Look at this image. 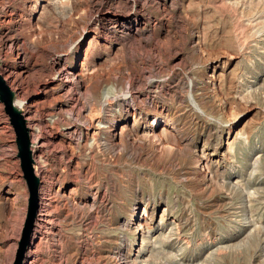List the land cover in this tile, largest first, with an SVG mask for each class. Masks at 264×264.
Masks as SVG:
<instances>
[{
	"label": "rangeland",
	"instance_id": "rangeland-1",
	"mask_svg": "<svg viewBox=\"0 0 264 264\" xmlns=\"http://www.w3.org/2000/svg\"><path fill=\"white\" fill-rule=\"evenodd\" d=\"M59 55L81 76L54 79ZM0 74L40 131L23 264H264V0H0ZM18 154L0 101V264L28 211Z\"/></svg>",
	"mask_w": 264,
	"mask_h": 264
},
{
	"label": "water",
	"instance_id": "water-1",
	"mask_svg": "<svg viewBox=\"0 0 264 264\" xmlns=\"http://www.w3.org/2000/svg\"><path fill=\"white\" fill-rule=\"evenodd\" d=\"M0 101L5 106V112L10 118L11 125L17 136V146L19 158L21 160V168L24 178L29 189V204L27 217L24 224L19 248L17 250L14 264H23L28 247L33 236V229L37 217L39 205V186L40 180L34 169V159L31 151V140L26 125V120L21 112L15 107L14 93L11 91L6 81L0 74Z\"/></svg>",
	"mask_w": 264,
	"mask_h": 264
},
{
	"label": "bare ground",
	"instance_id": "bare-ground-1",
	"mask_svg": "<svg viewBox=\"0 0 264 264\" xmlns=\"http://www.w3.org/2000/svg\"><path fill=\"white\" fill-rule=\"evenodd\" d=\"M139 1H141V0H134V2L135 3H138ZM171 1H173V0H171ZM113 10V9H112ZM103 17H105V18H108V19H110V20H113V21H115L116 23H118V24H122V25H124V24H128L129 25V28H130V30H133V29H138L139 28V26H140V21L138 20V19H134L133 18V16H132V14L131 13H128L127 15H124V16H118V15H116L115 14V12L113 13L112 11H109V10H106L104 13H103ZM121 27V26H120ZM116 28V27H115ZM125 28V27H124ZM53 66H54V68L56 69V74H55V77H54V79H56V77H59L60 78V80L62 79H66L67 80V82H68V79L70 80V77L73 75V74H75L74 76H81V73H79V72H77V73H75V71H73V69H72V66H69L68 65V58H65V57H63V56H61V55H59V56H56L55 58H54V61H53ZM74 69H75V66L73 67ZM5 81H6V83H7V80L5 79ZM24 100H20L19 102H18V105L20 104L21 106H24ZM75 105V104H74ZM31 107V106H30ZM28 109V108H27ZM30 109V108H29ZM30 117H31V115H30ZM30 117H25V120H26V125H27V128H28V131H29V136H33L34 135V133L35 134H37L36 135V137H39L40 135V131H39V129L36 127V128H34V126H31V124H30V121L33 119V117H32V119L30 118ZM92 122V121H91ZM159 123H160V120H158V119H156V120H154V122H153V124H152V126H151V132L154 134V133H156V132H159V130H160V128H161V125L159 126ZM91 125V124H90ZM94 126H95V124H94ZM97 126H98V124H97ZM33 127V128H32ZM93 127V126H92ZM96 127V126H95ZM125 128V127H124ZM34 129H35V132H34ZM73 129V128H72ZM75 130V129H74ZM123 130V129H122ZM126 130V129H125ZM164 130V129H163ZM121 131V130H120ZM69 132V131H68ZM121 132H123V131H121ZM165 132V131H164ZM69 135H70V133H69ZM157 135V134H156ZM155 135V136H156ZM154 136V135H153ZM162 137V136H161ZM37 139V138H36ZM228 143V142H227ZM228 145V144H227ZM32 147H33V144L31 145ZM207 148V147H206ZM31 151H32V156H33V158H34V150H33V148H31ZM203 154V153H202ZM210 154V153H209ZM217 154H213L212 156H216ZM220 155V154H219ZM206 157V156H205ZM220 157V156H219ZM218 159V158H217ZM34 162H35V159H34ZM208 164V163H207ZM208 166V165H207ZM48 196V195H47ZM46 197V196H45ZM50 197V196H49ZM51 199V198H50ZM13 200V202H14V199H12ZM50 203H52V202H49V199H46V202H45V205L43 206V208L45 207V213L43 214V212L41 213V214H39V216H40V218L38 219V222H37V224L38 225H40V227L42 228V227H44L45 228V226L49 223V221H48V219H49V207H50ZM39 205H40V207H41V205H42V202L39 200ZM44 210V209H43ZM51 210V209H50ZM145 212V210L143 211V213ZM52 213V212H51ZM163 216L165 215V214H162ZM151 218V217H150ZM164 217H162L161 219H163ZM160 219V220H161ZM52 220V219H51ZM164 220V219H163ZM162 220V222L160 223V224H164L165 222ZM53 222H54V220H53ZM51 223V222H50ZM52 225V224H51ZM133 225H135L134 226V232L137 234V235H140V234H143L142 233V231H143V224H142V219H141V216H140V214H136L135 215V217L133 218ZM147 225V224H146ZM146 225H145V227H146ZM49 226V225H48ZM47 226V227H48ZM52 230V229H51ZM174 230V229H173ZM52 232V231H51ZM158 232V231H157ZM46 233V232H45ZM147 233V232H146ZM42 234V233H41ZM54 234V233H53ZM148 234V233H147ZM142 236V235H141ZM158 236H160V235H158ZM157 236V237H158ZM144 237H145V235H144ZM155 237V236H154ZM141 238V237H140ZM159 238V237H158ZM154 240H156V239H154ZM159 240V239H158ZM143 241H144V239H143ZM146 241H148V240H146ZM146 243V242H145ZM144 243V244H145ZM153 247V246H152ZM143 249V247L140 249V250H142ZM153 250V249H152ZM37 256L35 255V258H33V260H32V262L30 263V264H35L34 262L36 261L35 259H37L36 258ZM135 262L136 261H133V263L132 264H135ZM139 263V262H138Z\"/></svg>",
	"mask_w": 264,
	"mask_h": 264
}]
</instances>
